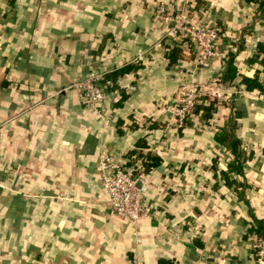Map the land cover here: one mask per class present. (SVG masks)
<instances>
[{"label":"crops","instance_id":"1","mask_svg":"<svg viewBox=\"0 0 264 264\" xmlns=\"http://www.w3.org/2000/svg\"><path fill=\"white\" fill-rule=\"evenodd\" d=\"M182 1L192 21L219 29L221 56L208 68L193 69L198 49L150 22L157 3L175 11ZM258 11L245 0H0V264H253L246 229L252 221L264 229ZM229 54L235 74L221 83L229 100L203 96L175 126L179 88L217 78ZM124 67L97 113L68 87L91 70ZM242 77L261 90L245 89ZM229 120L244 155L233 187L219 175L233 156L215 140ZM143 137L141 156L159 161L142 187L152 210L130 222L107 204L96 160L125 162Z\"/></svg>","mask_w":264,"mask_h":264},{"label":"built area","instance_id":"2","mask_svg":"<svg viewBox=\"0 0 264 264\" xmlns=\"http://www.w3.org/2000/svg\"><path fill=\"white\" fill-rule=\"evenodd\" d=\"M150 22L153 26H161L165 37L173 39L176 43L189 42L198 49L193 69L208 68L214 59L221 56L217 50L219 29L213 25L192 21L189 17V6L184 1L180 2L175 11H167L162 3H157L151 12ZM141 58L138 55L137 59ZM102 78L103 73L91 70L68 86L78 91L85 108L96 113L108 96L104 87L99 84ZM104 83L115 85L109 80ZM112 91L116 97V90ZM229 94L223 91L217 78L203 86L189 81L179 88L169 108L172 121L177 127L183 126L193 113L196 102L203 96L228 101ZM124 163L120 159L101 153L96 160V171L112 212L123 220L135 222L141 217L151 215L152 209L143 199L142 187L147 185V175L152 168L144 171L139 159H134L129 165ZM136 181H139L140 186L136 185ZM252 249L253 264H264V233L260 236L253 235ZM220 263L229 264L225 258H220ZM126 264L138 262L132 257Z\"/></svg>","mask_w":264,"mask_h":264},{"label":"trees","instance_id":"3","mask_svg":"<svg viewBox=\"0 0 264 264\" xmlns=\"http://www.w3.org/2000/svg\"><path fill=\"white\" fill-rule=\"evenodd\" d=\"M245 2L247 3L256 2L258 6L259 14H262V12L264 11V0H245ZM177 46L178 44L173 45L169 49H167V58L169 62L172 61V58L176 56V54L179 55L180 49ZM257 61L259 66L261 67V70H264V51ZM225 63L226 65L224 72L217 77L218 81H220L221 83L230 81L235 74V66L233 64L232 54H229V56L226 58ZM127 69H128L127 67H124L111 75L103 76L99 84L103 86L106 91L111 90L114 85H106L104 83L105 80H109L112 83H115L117 77ZM241 82L243 83L244 88L247 90H252L253 88H257L261 90V85L257 82L255 77L252 78L242 77ZM233 128H234V122L229 120L223 127L219 129L217 135H215V140L219 144L225 146L233 156L232 160L227 162V169L219 173L223 183L230 187L231 186L233 187L236 184L235 181L231 178V174L242 173V166L244 160L243 152L239 149V141L232 133ZM144 138L145 137L139 139L135 143L133 149L125 154L124 164L129 165L133 162L134 159L138 158L142 162L144 171H147L149 168H153L154 166H156L159 161L156 157L149 154H146L143 157L141 156L140 150L141 148L146 146ZM251 232L257 236H260L263 235L264 229L260 226V224L257 221L255 222L252 221L251 224L246 229V233H251Z\"/></svg>","mask_w":264,"mask_h":264},{"label":"water","instance_id":"4","mask_svg":"<svg viewBox=\"0 0 264 264\" xmlns=\"http://www.w3.org/2000/svg\"><path fill=\"white\" fill-rule=\"evenodd\" d=\"M139 184H140L139 181H136V185L139 186Z\"/></svg>","mask_w":264,"mask_h":264}]
</instances>
